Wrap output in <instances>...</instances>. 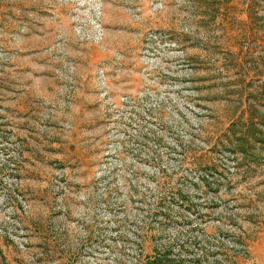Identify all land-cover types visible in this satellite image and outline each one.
Here are the masks:
<instances>
[{
    "label": "rangeland",
    "instance_id": "rangeland-1",
    "mask_svg": "<svg viewBox=\"0 0 264 264\" xmlns=\"http://www.w3.org/2000/svg\"><path fill=\"white\" fill-rule=\"evenodd\" d=\"M135 229L264 264V0H0V264H117Z\"/></svg>",
    "mask_w": 264,
    "mask_h": 264
},
{
    "label": "trees",
    "instance_id": "trees-1",
    "mask_svg": "<svg viewBox=\"0 0 264 264\" xmlns=\"http://www.w3.org/2000/svg\"><path fill=\"white\" fill-rule=\"evenodd\" d=\"M180 145V142H179ZM187 146H180V149H184V151L188 148ZM247 150L245 148H239V152L244 155ZM233 152V150H231ZM193 168L196 170V175L198 173H211L215 168V165L212 162H203V164H198V162H192ZM199 165L201 167H199ZM181 170V167H178ZM200 181H203L201 179ZM161 190L159 191L160 197L164 199L176 198L178 193L180 192V188L175 184L172 186H167L161 180V183L158 185ZM140 229H135V231H130L132 237L136 238V241H129L125 239V235L122 234L121 231L115 232V236L118 240L117 244H113V246H109L107 251L112 253V257L117 264H188L186 258H183V253L178 246L175 247V251L171 250L169 239L159 240L157 243L153 245V248H148V250H144V242H149V236H146V233H143ZM179 240L180 238H176ZM203 248L200 250L202 252ZM192 264H198L199 259L195 258Z\"/></svg>",
    "mask_w": 264,
    "mask_h": 264
}]
</instances>
